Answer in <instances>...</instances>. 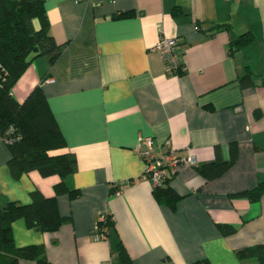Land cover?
Listing matches in <instances>:
<instances>
[{
  "label": "crops",
  "instance_id": "crops-1",
  "mask_svg": "<svg viewBox=\"0 0 264 264\" xmlns=\"http://www.w3.org/2000/svg\"><path fill=\"white\" fill-rule=\"evenodd\" d=\"M49 33L61 46L49 63L36 58L14 84L17 103L39 87L75 171L56 196L67 219L56 230L11 224L14 246L43 245L47 264H264V194L250 203L232 196L264 180V0H42ZM34 27L39 22L34 21ZM244 36L238 45L232 42ZM176 40L181 69L167 72L152 47ZM249 84L241 85L244 76ZM152 138L155 157L164 142L181 160L166 184L180 196L173 208L158 204L134 152ZM235 161L206 181L196 168L211 163L214 147ZM0 136V208L30 203V193L54 196L57 175L14 176ZM118 191V193H116ZM111 217L104 240L92 229ZM232 226L224 236L218 225ZM253 250L240 258L236 251ZM13 257L0 252V264ZM17 264H35L19 259Z\"/></svg>",
  "mask_w": 264,
  "mask_h": 264
},
{
  "label": "trees",
  "instance_id": "trees-1",
  "mask_svg": "<svg viewBox=\"0 0 264 264\" xmlns=\"http://www.w3.org/2000/svg\"><path fill=\"white\" fill-rule=\"evenodd\" d=\"M39 27H34V21ZM245 35L231 45L245 41ZM61 53L58 45L49 33V24L42 0H0V136L9 129L7 137L11 143L8 167L14 176L37 171L42 177L57 175L60 181L54 185V196L44 197L38 191L30 193V203L21 205L8 203L0 208V252L13 257L9 264H17L19 259L32 260L35 264H47L43 245H30L21 248L14 246L11 224L22 218L28 227H37L44 232L56 230L67 221L58 213L56 196L68 192L64 179L75 171V158L72 153L52 154L64 148L65 142L48 108L44 95L35 87L22 103H17L11 90L25 69L38 57H47L53 63ZM241 85L251 82L250 76H244ZM229 159L223 160L220 148L214 147V159L211 163L196 168V172L206 181L219 177L236 159L235 143L230 144ZM167 180L153 189V197L158 204L173 208L180 196L169 186ZM264 194V180L251 190L232 196L245 197L250 203L257 202ZM224 236L234 232L228 225H218ZM256 255L264 261V247L255 248ZM240 258L253 255V250L242 248L236 251ZM118 256L121 264H132L130 258L119 245ZM194 264H209L201 260Z\"/></svg>",
  "mask_w": 264,
  "mask_h": 264
},
{
  "label": "built area",
  "instance_id": "built-area-1",
  "mask_svg": "<svg viewBox=\"0 0 264 264\" xmlns=\"http://www.w3.org/2000/svg\"><path fill=\"white\" fill-rule=\"evenodd\" d=\"M88 1V0H82ZM152 50L157 52L164 63V68L167 72L177 73L181 69L179 52L176 40L169 38H160L158 42L152 47ZM9 129L3 136H1L4 143H11V139L7 137ZM152 138L140 137L134 148V152L143 162V177L148 178L155 187L160 186L167 177L174 174L176 167L179 163L185 162L193 164V160H181L176 152L172 149L170 141L166 140L164 146L166 152L161 156L155 157L152 151ZM118 193V191L116 192ZM111 217L108 214H100L97 218L96 225L92 229V237L94 240H104L107 230V224L110 222ZM102 264H109L104 262Z\"/></svg>",
  "mask_w": 264,
  "mask_h": 264
}]
</instances>
